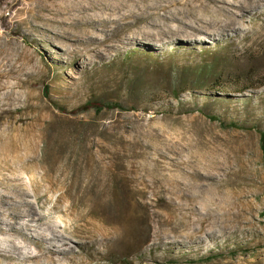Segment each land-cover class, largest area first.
Here are the masks:
<instances>
[{
    "label": "rangeland",
    "instance_id": "rangeland-1",
    "mask_svg": "<svg viewBox=\"0 0 264 264\" xmlns=\"http://www.w3.org/2000/svg\"><path fill=\"white\" fill-rule=\"evenodd\" d=\"M145 1L81 39L91 24L67 9L0 0V130L39 137L28 199L71 239L65 264H264V0L210 26L183 5L204 0ZM202 59L216 73L174 96L178 66Z\"/></svg>",
    "mask_w": 264,
    "mask_h": 264
},
{
    "label": "bare ground",
    "instance_id": "bare-ground-1",
    "mask_svg": "<svg viewBox=\"0 0 264 264\" xmlns=\"http://www.w3.org/2000/svg\"><path fill=\"white\" fill-rule=\"evenodd\" d=\"M63 0H43L42 10L58 5V8L68 10L67 14L73 19L84 20L90 23L92 31L86 33L81 39L91 38L95 36L97 29H106L109 22L117 23V18L111 20V14L108 10L123 13L128 17L129 22H137L140 13L135 10L136 4L141 2L145 4V0H70L69 4H62ZM67 1V0H64ZM155 8L166 3H174L176 0H152ZM243 15L257 9L260 0H236ZM230 0H204L200 4L189 5L183 4L188 14L199 13L205 17V23L210 26L213 22L219 20V16L226 10L225 4ZM212 3L214 5H212ZM170 6V5H169ZM167 5V7H169ZM250 7V9H248ZM93 9V11L101 10V13L94 16L93 13H85V10ZM250 10V11H249ZM105 12L109 15L106 16ZM113 15L115 16V13ZM63 11L50 13L57 17H66ZM152 11H148L150 16ZM229 24L226 27L232 28V24L236 21V16L232 13L229 16ZM110 19V20H109ZM200 20H203L201 17ZM221 23V22H220ZM217 23L214 24V27ZM225 25H219L222 30ZM6 103L0 100V111L5 107ZM1 114V113H0ZM17 127H14L15 129ZM13 129L6 132L5 129L0 130V168H8L12 171L11 175L1 174L0 170V257L10 254L12 257L8 264H59L57 261L62 260L60 264L66 261L74 263L69 258L74 253L73 245L67 237L59 232L58 222H50L45 214L37 212L33 203L28 199L29 191L24 187L21 172L26 169L25 161H34L39 158L36 153V147L39 137L35 133L29 131L16 133ZM39 147V146H38ZM24 153H19L20 149ZM38 150V149H37ZM12 155L11 157H9ZM27 170V169H26ZM33 191L38 190L39 185L30 176ZM39 191V190H38ZM38 198V197H37ZM58 206V205H56ZM46 225V226H45ZM45 226V227H44ZM74 233V232H73ZM92 240L88 244L91 250L99 252L98 244L100 239L92 234ZM32 245V247L30 246ZM46 251V254L42 252ZM93 255L94 253H90ZM0 264L2 262L0 261Z\"/></svg>",
    "mask_w": 264,
    "mask_h": 264
},
{
    "label": "trees",
    "instance_id": "trees-1",
    "mask_svg": "<svg viewBox=\"0 0 264 264\" xmlns=\"http://www.w3.org/2000/svg\"><path fill=\"white\" fill-rule=\"evenodd\" d=\"M214 59H212V60L211 59L210 60L202 59V60L194 61V62L189 63V64L179 65L177 68V70H178L177 74H180V78L176 82L177 84L173 85L172 94L177 97L179 88H182L181 90L191 89L195 85H197V83L201 80V77L204 74H206V73L215 74L216 73V71H215L216 70L215 69L216 60H214ZM218 76H220V75H218ZM179 86H182V87H179ZM93 101L94 100H91V99L87 100L85 102V105L86 106H96V108L99 107L98 105H102V104L97 105V103H95ZM105 104H107V105L111 104L112 105V104H117V103L106 102ZM201 110L209 118L218 120V121H220V123H224V121L220 118L219 115H217L215 113H210V112L204 111L203 109H201ZM228 124L229 125H236V123L234 121H229ZM261 137H262V141H263L264 140V133L261 135ZM262 146H263L262 149H263V153H264V143L262 144Z\"/></svg>",
    "mask_w": 264,
    "mask_h": 264
}]
</instances>
